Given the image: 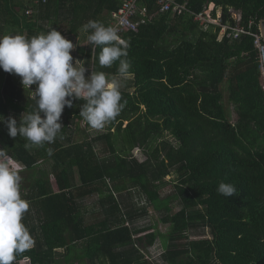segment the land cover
Returning a JSON list of instances; mask_svg holds the SVG:
<instances>
[{
    "label": "trees",
    "instance_id": "1",
    "mask_svg": "<svg viewBox=\"0 0 264 264\" xmlns=\"http://www.w3.org/2000/svg\"><path fill=\"white\" fill-rule=\"evenodd\" d=\"M187 1L197 13L215 3L223 21L234 7L242 24L256 19L253 30L264 19V0ZM122 3L0 0V30L30 38L51 26L77 36L89 20L108 26ZM143 5L150 14L159 10L156 0ZM29 7L36 13L26 15ZM210 26L159 12L138 32L124 33L131 80L120 88L122 111L102 129L79 115L83 100L64 108L51 144L27 146L0 123V149L25 175L20 192L29 209L22 223L34 240L13 264H158L150 253L163 264H264V92L257 54L250 35L219 39L220 26ZM102 47L78 44L77 51L83 66L91 62L93 71L111 77L119 61L101 67ZM31 90L0 69V115L19 122L34 108ZM80 131L87 133L83 140L75 137ZM137 147L143 161L132 154ZM220 182L233 184L237 194H219ZM169 183L173 188L164 190ZM89 198L100 208L99 221H88L83 202ZM150 207L167 232L149 219L141 224Z\"/></svg>",
    "mask_w": 264,
    "mask_h": 264
},
{
    "label": "clouds",
    "instance_id": "2",
    "mask_svg": "<svg viewBox=\"0 0 264 264\" xmlns=\"http://www.w3.org/2000/svg\"><path fill=\"white\" fill-rule=\"evenodd\" d=\"M83 29L90 30L89 45L103 46L98 57L101 67L119 61L115 75L109 77L103 71L86 75L89 69L77 66L71 54L76 45L54 27L30 38L23 34L0 36V69L21 77L25 89L35 85L31 90L35 102L32 111L24 112L19 122L15 117L0 115V123L6 125L10 137L25 138L30 142L27 146L53 143L61 131L62 112L66 106L72 107L73 100L85 101L79 115L93 129H102L120 114L124 106L120 88L132 75L126 59L130 42L121 38L115 27L96 20H89ZM48 154L52 155L51 149ZM20 171L13 158L0 149V264H13L18 254L34 245L22 223L29 202L21 196ZM217 192L230 197L237 194V189L220 182Z\"/></svg>",
    "mask_w": 264,
    "mask_h": 264
},
{
    "label": "built area",
    "instance_id": "3",
    "mask_svg": "<svg viewBox=\"0 0 264 264\" xmlns=\"http://www.w3.org/2000/svg\"><path fill=\"white\" fill-rule=\"evenodd\" d=\"M47 0H33L36 6L40 2ZM159 10L153 14L148 12V8L143 5V0H123L118 10L112 11L108 26H113L118 30V34L123 38V34L129 31L138 32L142 24L151 22L157 13H171L174 16L188 14L194 21L201 24H215L220 26L222 36L228 38H238L241 35H250L253 38L254 48L257 54L258 70L260 72L261 88L264 92V39L258 25L257 30H253L257 24L256 19H251L247 24H242V13L234 7L228 13L231 19L223 21V15L213 16L211 10L194 12L188 2L180 0H156ZM36 7L26 8V15L36 13ZM32 87V86H31ZM153 260V258H151ZM154 261V260H153Z\"/></svg>",
    "mask_w": 264,
    "mask_h": 264
},
{
    "label": "rangeland",
    "instance_id": "4",
    "mask_svg": "<svg viewBox=\"0 0 264 264\" xmlns=\"http://www.w3.org/2000/svg\"><path fill=\"white\" fill-rule=\"evenodd\" d=\"M14 29H11V31L10 32H7V31H9V29H7V27H4V29L3 30H0V36H4V35H15V34H18V32L19 31H13ZM85 31H84V29L83 30H81V34L80 35H82V37L78 40V38H76V36L75 35H65V37L67 38V39H69V40H71L75 45H76V47L72 50V56H73V58H74V62L76 63V65L77 66H83L85 63L83 62V60L82 59H80V55H79V53H78V51H77V47H78V44H81V45H83V46H85V47H91V45H89L88 44V41H87V37H85V39H84V37H83V33H84ZM80 35H79V37H80ZM78 36V35H77ZM88 36V35H87ZM84 60H85V58H83ZM86 68H88L89 69V72H86V75H88L89 73H90V71H93V67H92V63L91 62H89V63H87V65L85 66ZM14 75V77L15 78H17V81L18 82H20L21 81V77H19L18 75H16V74H13ZM130 80H131V76H130V78L126 81V82H124L123 83V85L125 84H127V83H130ZM21 86L23 87V85H22V83H21ZM24 88V87H23ZM232 115L233 116H235V119H234V117L232 118V121H235L236 120V113L234 112V110H232ZM85 127V123H81V128L83 129ZM85 134H87V133H83V131H80V132H78L76 135H75V137L78 139V140H83L84 139V136H86ZM132 154H134L137 158H141V161H143L144 159H145V156H141V151L138 153V152H136V149L133 151V153ZM27 175V174H26ZM21 176L22 177H24L25 175L24 174H21ZM175 178V175H171V176H168L166 179L167 180H173ZM53 177L51 176V180L53 181ZM21 181H22V178H21ZM54 183V185H55V182H53ZM173 188V183H169V185L167 186V187H165V189L164 190H166V191H170L171 189ZM86 203H87V208H88V210H89V214H88V217L90 218H95V220H98V219H100L101 218V216H100V208L97 206V208L95 209V210H92L93 209V207L95 208V199L94 198H90L89 200L87 199V201H86ZM150 216H149V222L152 224V225H154V227H155V229L156 230H158L159 232H161V233H164V232H167V226H165V225H163V224H160L159 222H158V217H157V214H156V212L153 210V208L152 207H150V214H149ZM148 219L147 220H144V221H142V222H145L146 224L147 223H149L148 222ZM152 219V221H150ZM154 229V230H155ZM160 241H161V239H160ZM149 256H150V258H153V260H156V261H158V264H163V261L162 260H158L159 259V256H158V254H149ZM27 262L26 261H23V264H26Z\"/></svg>",
    "mask_w": 264,
    "mask_h": 264
},
{
    "label": "crops",
    "instance_id": "5",
    "mask_svg": "<svg viewBox=\"0 0 264 264\" xmlns=\"http://www.w3.org/2000/svg\"><path fill=\"white\" fill-rule=\"evenodd\" d=\"M187 1V0H186ZM186 1H184V2H186ZM188 2V1H187ZM230 8H232V7H229V9ZM229 9H228V11H229ZM236 9V8H235ZM205 10H211L212 11V15L213 16H219V15H223V11H222V8L221 7H217L216 6V4L215 3H213V2H211V3H209L208 4V6L203 10V11H205ZM202 11V12H203ZM214 12H215V15H214ZM171 14V13H170ZM186 15H188V14H186ZM172 16H174V15H172ZM189 16V15H188ZM190 17V16H189ZM194 21V20H193ZM194 22H196V21H194ZM196 23H198L199 24V26L201 27V28H203L204 30H208L209 28H211V26L210 25H212V24H201V23H199V22H196ZM190 33L188 34L187 33V37L190 39V38H192V31H189ZM80 34H81V31H80ZM65 35H70V34H66L65 33ZM87 35H89V33H87V32H84L83 33V37H84V39H85V37H87ZM77 38H78V40L82 37V35H80V37H79V35L78 36H76ZM218 37H219V39H223L224 38V36H222V34H221V32L219 31V34H218ZM172 40V39H171ZM14 79L17 81V78H15L14 77ZM234 117V119H235V116H233L232 115V113H231V118H233ZM236 118H237V114H236ZM53 182H55V180L53 179ZM53 186H54V189H55V191H57L58 192V187H57V184H56V182H55V185H54V183H53ZM90 199V198H89ZM88 199V200H89ZM87 201V200H86ZM86 201L85 202H83L85 205H87V203H86ZM95 208L93 207V209L92 210H95L96 208H97V206H98V204L96 203V201H95ZM86 210L87 211H89L88 210V208H87V206H86ZM89 214V213H88ZM88 217V216H87ZM148 217V216H147ZM146 216L145 217H143L144 219L143 220H141V222L142 221H144V220H147L148 218H147ZM101 219V218H100ZM100 219H98V220H95V218H89L88 217V221L89 222H94V221H99ZM141 224H145V222H142Z\"/></svg>",
    "mask_w": 264,
    "mask_h": 264
},
{
    "label": "water",
    "instance_id": "6",
    "mask_svg": "<svg viewBox=\"0 0 264 264\" xmlns=\"http://www.w3.org/2000/svg\"><path fill=\"white\" fill-rule=\"evenodd\" d=\"M259 27H260V31H261L262 36H263V39H264V19H262V20L259 22Z\"/></svg>",
    "mask_w": 264,
    "mask_h": 264
}]
</instances>
